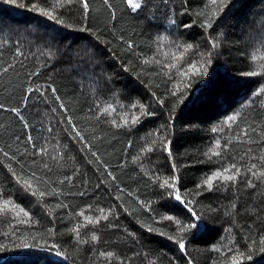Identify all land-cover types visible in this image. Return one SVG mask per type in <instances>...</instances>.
<instances>
[{"label": "trees", "instance_id": "16d2710c", "mask_svg": "<svg viewBox=\"0 0 264 264\" xmlns=\"http://www.w3.org/2000/svg\"><path fill=\"white\" fill-rule=\"evenodd\" d=\"M53 2L17 0L25 5L18 7L0 0V204L7 200L16 205L0 211V244L6 245L0 264H187L189 259L220 264L236 251L245 254L241 264H264L259 245L264 178L257 180L246 171L253 164L264 169V94L258 91L264 90V0H235L207 32L200 26L204 18L196 13L210 11L211 0H141L144 7L135 13L121 0H110L115 19L102 0H88L89 13L78 3L57 10L71 28L31 9L32 4L48 7ZM81 26L100 39L76 30ZM209 40H219L220 47L213 50ZM124 41L133 43L131 52L124 51ZM186 45L192 48L186 50ZM17 50L21 55H15ZM173 55L183 58L173 61ZM146 58L161 64L145 65L141 61ZM173 62L180 71L190 64H203L207 71L182 77L173 69L169 79L162 65ZM248 71L262 74L241 75ZM37 88L46 94L41 96ZM177 89V96H171ZM109 104L110 115L100 111ZM132 115L140 122L133 124ZM232 116L235 121L229 120ZM125 119V126L112 124ZM169 142L171 156L163 150ZM146 146L153 151L142 153ZM40 148L47 153L31 155ZM210 149L220 153L211 161L205 155H211ZM44 162L52 171L43 168ZM21 164L29 175L39 169L49 192L54 188L57 194L40 203L24 192L8 172L13 167L19 173ZM232 164L241 169L235 185L217 180L212 190L205 186L196 194L197 184ZM234 172L230 168L228 174ZM173 175L199 220L171 190L160 188L157 178ZM65 176H72V182ZM60 203L65 207L58 208ZM101 209L107 219L95 225L86 220L100 217ZM167 216L201 225L197 235L185 237V252L167 239L176 232ZM79 225L84 226L76 236L70 229ZM148 227L156 231L150 233ZM24 241L32 247H18ZM253 241L255 246L249 247ZM218 247L223 257L215 251ZM101 252L114 256L106 259Z\"/></svg>", "mask_w": 264, "mask_h": 264}, {"label": "snow or ice", "instance_id": "6c2138e0", "mask_svg": "<svg viewBox=\"0 0 264 264\" xmlns=\"http://www.w3.org/2000/svg\"><path fill=\"white\" fill-rule=\"evenodd\" d=\"M3 2L5 4H10V5H17V0H3ZM74 3H78L82 9L84 13H89L90 11H92V9L90 8L89 2L88 0H54V2L48 6V7H37L36 4H32L31 9L36 12L39 16L41 17H45L48 21H52L54 22L56 25H61L63 27L66 28H71L72 26L65 23V21L62 18H59L57 15V10L58 9H63V8H68L70 7L72 4ZM230 3H235V0H211V5L213 6L212 9L210 11H199L196 13L197 17H203V23L200 25L205 32H207L209 29L213 28V22L216 20L217 17L220 16V14L222 12H224L225 7L227 5H229ZM121 4L126 6V10H131V12L135 13L139 10H141L144 7V4L141 2V0H121ZM18 7H25L24 4H18ZM102 6L105 7L109 12H111L112 14V19H115V8L113 6V4L110 2V0H102ZM205 7L207 8V5H205ZM80 32H90V34L94 37H96V39H100V37L97 35L96 32H92L91 29L89 27L86 26H81L78 29H76ZM119 40L123 41V37H118ZM162 39V38H160ZM124 43L126 44V48L124 49V51L126 52H131L134 48V45L131 41H124ZM209 43L211 44V47L213 50L217 49L220 47V41L219 40H209ZM185 49H190L192 48V45H186L184 46ZM177 51H179V47L177 48ZM15 55L19 56L21 55L20 51L17 50ZM51 55V53L49 54ZM182 55L181 56H172L173 61L176 60H180L182 59ZM253 60L256 59L255 56L252 57ZM143 64L147 65L150 63H155L157 65H160L161 62L159 60H151L149 58L143 59L141 61ZM11 67V66H9ZM162 69H168V71L164 72L163 74L165 76H168L169 79H172L170 73L173 69L177 70L178 74L182 77H187L190 74L191 75H202L204 72L207 71V69L205 68V66L203 64H201L199 67H196L195 64H190L188 65L187 70L185 71H180L178 65L173 62V63H164L162 65ZM125 71H128V68L124 69ZM3 71H7V69H3ZM262 73H258L256 71H248V72H243L241 73V75L243 76H257V75H261ZM32 75H36V73H33ZM29 92H32L33 89L29 88L28 89ZM37 92H40V89L37 88L36 89ZM53 93L56 92V89L53 88L52 89ZM179 91V89H177V91H172L170 93L171 96L175 97L177 96V92ZM259 94H264V90H258ZM46 93L44 92H40L41 96H44ZM60 97L56 96V100H59ZM158 103L160 102L159 100L157 101ZM179 102H183V95L181 94L179 96ZM0 107H2V105H0ZM133 107H135V105H133ZM177 107V104H173V111H175V108ZM60 108L63 109L64 105L61 104ZM111 110H112V105H108L107 108H102L100 109L101 112H108V114H111ZM11 111L13 112H18V109L13 108L11 109ZM53 112L56 111L55 108L52 109ZM141 111L143 112V105H141ZM147 115H150L151 113H146ZM99 115V113H98ZM132 123L136 124L140 122V117L137 115H132ZM236 117L232 116L229 117L230 121H235ZM69 124L72 123L71 120L68 121ZM112 124L114 127H122L126 125V119L125 122L123 124H117L115 121H112ZM28 125H25V127H27ZM48 131L50 132L51 129L49 128ZM72 131L75 133L76 137H81V133L80 131L77 130L76 127L72 128ZM213 131L215 132L216 129L214 128ZM244 132H241V135H244ZM28 142L29 143H33L34 145V141H32V138L29 137L28 138ZM157 141L156 140H152L151 145H155ZM257 143H259V141H257ZM216 148H220V143L219 141L216 142L215 144ZM224 148H227L228 145L225 144L223 146ZM163 150L165 152L168 153L169 156L172 155L171 152V147H170V142L169 143H165L163 144ZM153 151V147L152 146H146L144 149H142V153H147V152H152ZM209 152L211 153V155H208L207 153L205 154L208 158L209 161H211L212 156H219L220 153L218 151H214L212 149L209 150ZM47 153V149L45 148H40L38 151L31 153V155L33 156H38V155H42V154H46ZM92 156H95L96 153L92 152L91 153ZM59 155V154H57ZM5 157H8L10 160H15L16 158L14 156L9 157L8 153L5 152L4 153ZM53 160H56L57 163H59V161L57 160L56 157H53ZM261 160L264 161V154H262L261 156ZM43 168L46 169L47 171H52L50 165L47 162L43 163ZM230 168L234 169L235 172L234 174H228L230 171ZM254 169H259V170H255ZM39 171V169L36 170H32L31 174L29 175V170L27 168H25V166L23 164L20 165V169H19V173L18 170L13 168V167H8V172L10 173L11 177L15 180L16 184L19 185V187L21 189L24 190V192L29 193L32 197H35L37 202L43 203L44 198L52 195L55 196L57 194V190L56 189H52L51 192H49L48 188L50 187L48 184V180L44 179V177L42 175H38L37 172ZM177 169L175 168V166L173 165V172H176ZM246 171L249 172L251 174V177L256 178L257 180H262V178H264V169H260L258 165L253 164L250 167L246 168ZM241 174V169L239 167H236L235 164L230 165L229 167H225L220 171H216L214 173H212L211 175H208L206 177V179H203L199 184L196 185V189L197 191V195L200 194L201 191L205 190V186L207 190H212L214 187V181H221V182H231L233 185L236 184L237 181V177ZM64 180L68 181L69 183L72 182V176H65ZM157 182H159V186L161 189L164 190H171L170 191V195L174 196V199L176 201H178L180 204L184 205L185 208L187 209V211L191 214V217L194 218L195 220H199L200 217L198 216V214L196 212L193 211L192 208L188 207L189 204L192 203L191 200H185L183 199V197L181 196L180 192L177 190V176L173 175L171 176L169 179H164V180H160L159 178H157ZM262 182H264V180H262ZM60 183H63V181H60ZM101 183H103V181H101ZM254 181L250 178L247 184V187L251 188L254 187ZM58 208H63L65 207V205H63L62 203L57 205ZM233 207H235V205H233ZM16 205L13 204L11 201H3L2 204H0V211H4L5 209H15ZM23 210V209H21ZM102 215L100 217H97L96 219H92L91 217H86V220L95 225L96 223H98V221L100 219H107L108 218V214L103 213V209L100 210ZM18 215V214H17ZM24 215L27 216L28 213L24 212ZM79 215H83V213H80ZM227 215V213H226ZM164 219L168 220V221H172L173 223H175L176 225V232L173 235H168L167 239L169 241H172L175 245H178L179 250L181 252H185L186 251V244H185V237L191 233L193 236L197 235L200 230H201V225L199 223H184L180 220H174L173 217L171 216H167L164 217ZM20 223H24V221H19ZM235 223V221H234ZM84 225H79L77 228H73L70 229L71 232L75 233L76 236L80 235L79 232V228H82ZM143 227V225H141ZM249 230L251 231L252 229V225H248ZM148 232H154L156 231L155 229H153L152 227H148L147 228ZM226 231L230 232V229H227ZM48 232L51 233L52 229H48ZM160 235H165V233L160 232ZM91 240L94 242L97 240V236L95 234H93L91 236ZM232 241L229 240V244H231ZM259 245H260V251L264 252V233L259 235ZM36 247H41L39 245H35ZM255 246V241H253L252 245H249V247ZM18 247H23V248H29L32 247L31 245H29L27 243V241H24L21 245H19ZM57 247V245L55 243H53L51 245L52 249H55ZM224 248H227V245L223 246ZM6 248V245L0 244V250H4ZM229 251H231V249H228ZM216 252H220L221 256L223 257L224 253L221 251V248H216L215 249ZM56 255L59 256L60 252L57 251ZM101 257H105L106 259H110L113 258L114 254L112 252H101L99 254ZM245 256V254L243 252H239L236 251L234 252L230 257L227 258V260H221L220 264H241V259ZM187 264H193V261L191 259H189L187 261ZM215 264V262H214Z\"/></svg>", "mask_w": 264, "mask_h": 264}]
</instances>
